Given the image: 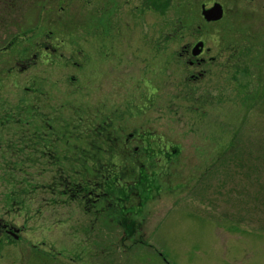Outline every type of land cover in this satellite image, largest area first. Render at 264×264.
Here are the masks:
<instances>
[{"label":"rangeland","instance_id":"rangeland-1","mask_svg":"<svg viewBox=\"0 0 264 264\" xmlns=\"http://www.w3.org/2000/svg\"><path fill=\"white\" fill-rule=\"evenodd\" d=\"M146 3L113 25L112 0H0V219L17 229L0 264H264V0ZM109 133L150 184L133 191L118 151L128 196L85 210L51 186Z\"/></svg>","mask_w":264,"mask_h":264},{"label":"trees","instance_id":"trees-1","mask_svg":"<svg viewBox=\"0 0 264 264\" xmlns=\"http://www.w3.org/2000/svg\"><path fill=\"white\" fill-rule=\"evenodd\" d=\"M239 57L240 56L237 55V62L241 60L239 59ZM78 124L79 122H77V124L74 126L71 125V130L74 129L73 131H75V129L77 130L78 127H81V125ZM107 126H109V124H107ZM95 127L99 126L96 125ZM95 129L97 130V128ZM130 136L131 135H129L128 138ZM92 140L93 142L91 141V143L96 144L98 148L103 152H96L90 155V158L87 157L83 159L84 161L86 160L87 163H91L87 164V166L89 167L87 169L83 168L82 162H77V164H75L71 160H69V164L66 169L60 168L61 171H65L58 173V176L54 177L53 186H51L54 187L56 191L60 189L58 194H64L68 200H78L79 202H82L87 209V202L91 203V201L88 200V197L97 196L100 201L104 203L112 201L113 199H115V201L117 202L124 200V198H126V196H128L130 192L127 188L131 187L128 186V184H126L125 182L123 183V181L125 180L124 176L116 170L115 158L118 157V151L120 153H123V160L125 159L126 162L129 161L132 165H134V167L136 165L139 170L137 171L138 175H136V181L132 182V184L129 185H132L134 187H139V185H142V187L138 189L133 188V191L137 193H143V190L146 187L148 188L149 185L145 187V184H150V181H147L148 175L144 174L143 164L146 160L138 161L139 158H137L136 153H134L135 149H133V151L131 152H125V142L122 141L118 136L110 135V133L109 135L96 137ZM148 146L150 145L148 144ZM145 149L150 151L149 153H152L151 147ZM73 161L76 162L74 158ZM146 162H149V160H147ZM114 165L115 168L112 167ZM80 166L82 167V169H79ZM126 166H128V164H126ZM107 168L111 169L108 170ZM136 176H134V178ZM123 185H125L126 187ZM58 187L59 189H57Z\"/></svg>","mask_w":264,"mask_h":264},{"label":"flooded vegetation","instance_id":"flooded-vegetation-1","mask_svg":"<svg viewBox=\"0 0 264 264\" xmlns=\"http://www.w3.org/2000/svg\"><path fill=\"white\" fill-rule=\"evenodd\" d=\"M145 1L147 2L146 6H148L149 9L151 8V3L154 1L155 2V3H153L154 8L157 7L156 9H158L161 12V14H165L167 12L168 7L170 6L169 5L170 1L172 2V0H145ZM129 2H130V0H125L122 2L117 0V2L115 3V0H112V5H114V8H113L114 11L111 14V23H113V25H115V19L118 21L117 23H119V19L122 17L123 8H121V6L124 7L127 4H129ZM157 2L159 4H157ZM99 6H101V5H99ZM203 7L208 8L209 5H205L204 3H201L200 4V10ZM115 8H116V10H115ZM128 11H130V10L128 9ZM115 15L117 16L116 18H115ZM113 28H115V26ZM189 48H190L189 46H185L184 49L182 50V52L179 54V56L182 57L184 55H187L189 53V51L191 53V49H189ZM202 50H203V48H202ZM202 50L196 57H191L190 55L188 56V60L186 61L188 66L197 67L198 65H202L205 63L203 58H198V56L203 53ZM43 127H46L48 129V133H49V129H51V124H49L48 121H46V126H43ZM37 145L38 144H35L36 149H37ZM45 153H47V152L45 151ZM88 200L91 201V204H93L97 201H100V199L97 196L88 197ZM89 203L90 202H87L88 209L84 206L87 210L91 209ZM91 206H93V205H91ZM10 230H13L12 227H10L8 223H6L0 219V235H2V234L9 235L8 232Z\"/></svg>","mask_w":264,"mask_h":264},{"label":"water","instance_id":"water-1","mask_svg":"<svg viewBox=\"0 0 264 264\" xmlns=\"http://www.w3.org/2000/svg\"><path fill=\"white\" fill-rule=\"evenodd\" d=\"M201 14L206 21L218 20L222 16V8L218 3H215L210 8H203ZM202 45V42H197L192 48V55H197L200 52Z\"/></svg>","mask_w":264,"mask_h":264}]
</instances>
